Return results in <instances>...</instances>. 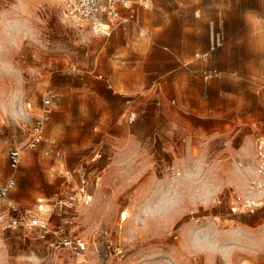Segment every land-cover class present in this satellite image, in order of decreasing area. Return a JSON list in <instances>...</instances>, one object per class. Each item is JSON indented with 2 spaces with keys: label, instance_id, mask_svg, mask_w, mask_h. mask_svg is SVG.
I'll return each instance as SVG.
<instances>
[{
  "label": "rangeland",
  "instance_id": "374dc122",
  "mask_svg": "<svg viewBox=\"0 0 264 264\" xmlns=\"http://www.w3.org/2000/svg\"><path fill=\"white\" fill-rule=\"evenodd\" d=\"M131 1L104 35L61 0H0V183L57 230L0 229V264H264V206L232 210L264 137V0ZM43 98L45 139L12 169Z\"/></svg>",
  "mask_w": 264,
  "mask_h": 264
},
{
  "label": "built area",
  "instance_id": "2783aa9c",
  "mask_svg": "<svg viewBox=\"0 0 264 264\" xmlns=\"http://www.w3.org/2000/svg\"><path fill=\"white\" fill-rule=\"evenodd\" d=\"M63 15L66 20L78 28H88L95 34L109 35L112 29L125 20L121 13L122 8H130L131 0H61ZM219 41V37L215 39ZM214 41V40H213ZM214 48V42L211 49ZM206 53V52H205ZM198 55V53L196 54ZM201 74L204 79H210L219 74L216 68H203ZM49 98H43V109L38 115L28 131V136L24 146H14L8 151V164L12 169L20 166L23 153L26 150L37 148L45 139V124L49 119L50 108ZM255 168L253 170V188L252 200H245L240 205H235L232 210H250L254 211L264 206V137H257L254 152ZM16 186V179L9 175L0 183V229H18L21 228L28 232H35V235L41 239H47L52 233H57L50 225L47 219H44L37 212L22 209L21 206L11 200L9 192ZM76 195H69L66 198H60L57 203L60 207H67L72 204ZM81 240L61 235L50 239L49 245L54 249L65 248L77 251L81 246Z\"/></svg>",
  "mask_w": 264,
  "mask_h": 264
},
{
  "label": "crops",
  "instance_id": "0c3cea01",
  "mask_svg": "<svg viewBox=\"0 0 264 264\" xmlns=\"http://www.w3.org/2000/svg\"><path fill=\"white\" fill-rule=\"evenodd\" d=\"M138 3H140V4H137V5H135V4H133L132 3V6L130 7V8H122L121 9V13H122V15L125 17V20L122 22L123 24H125V23H127L134 15H135V13H137V11H138V9H139V7H140V5H143L144 4V1H140V2H138ZM145 3H147V2H145ZM160 65V64H159ZM161 66V65H160ZM137 67H140L139 66V64H137ZM141 67H143V65L141 66ZM261 137H263V136H261ZM257 139V138H256ZM256 142V141H255ZM254 152H255V150H254ZM254 152H253V158H254ZM23 159V158H22ZM5 180V179H4ZM16 187V186H15ZM14 187V188H15ZM13 188V189H14ZM12 189V190H13ZM11 190V191H12ZM10 191V192H11ZM10 192H9V194H10ZM27 195H28V193H27ZM14 197H15V199H18V197L16 196V195H14ZM11 200H13V201H15V202H17L16 200H14V199H12V198H10ZM37 201H38V205L35 207V209H32V211H35V212H37L40 216H42L44 219H47L48 220V217L46 216H43L42 215V213H41V210H42V204H40L42 201H43V198H41V197H38L37 198ZM17 203H19V202H17ZM49 211V210H48ZM251 261H252V259H251Z\"/></svg>",
  "mask_w": 264,
  "mask_h": 264
}]
</instances>
